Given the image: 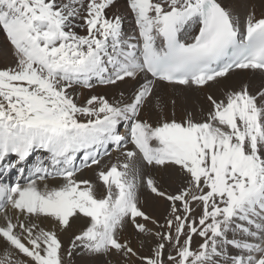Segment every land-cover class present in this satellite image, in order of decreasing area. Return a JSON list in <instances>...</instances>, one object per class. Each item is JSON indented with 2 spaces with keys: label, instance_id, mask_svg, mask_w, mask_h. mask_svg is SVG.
Here are the masks:
<instances>
[{
  "label": "snow or ice",
  "instance_id": "snow-or-ice-1",
  "mask_svg": "<svg viewBox=\"0 0 264 264\" xmlns=\"http://www.w3.org/2000/svg\"><path fill=\"white\" fill-rule=\"evenodd\" d=\"M0 32V264H264V0H0Z\"/></svg>",
  "mask_w": 264,
  "mask_h": 264
},
{
  "label": "bare ground",
  "instance_id": "bare-ground-1",
  "mask_svg": "<svg viewBox=\"0 0 264 264\" xmlns=\"http://www.w3.org/2000/svg\"><path fill=\"white\" fill-rule=\"evenodd\" d=\"M230 2L232 3V5L236 8L237 12L243 16L248 10H249V6L253 3H258V0H230ZM117 6L120 9H123V7L125 6V0H117ZM134 27V25H132L131 21H129L128 23H126L125 28L127 31L131 32L132 28ZM5 34L3 32H0V46H5L7 41L6 38L4 37ZM251 77V73L246 74L244 77V79H248ZM229 83H232L231 81ZM84 94L87 95L88 94V90H83ZM97 91L99 92H104L106 91L105 88H103V86H99L97 88ZM43 156L45 155L42 152H37L33 155L32 159L33 161H35L36 156ZM81 178H89V179H94V175L92 170H84L83 173L81 174ZM7 181L9 183L14 182L15 181V175H10L7 177ZM162 210V205H158L156 208V211L159 212ZM198 241V238H196V240H194V244L193 246H196V242Z\"/></svg>",
  "mask_w": 264,
  "mask_h": 264
},
{
  "label": "rangeland",
  "instance_id": "rangeland-1",
  "mask_svg": "<svg viewBox=\"0 0 264 264\" xmlns=\"http://www.w3.org/2000/svg\"><path fill=\"white\" fill-rule=\"evenodd\" d=\"M5 38H6V36H4ZM32 159V158H31ZM32 161H33V159H32Z\"/></svg>",
  "mask_w": 264,
  "mask_h": 264
}]
</instances>
